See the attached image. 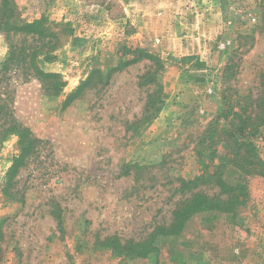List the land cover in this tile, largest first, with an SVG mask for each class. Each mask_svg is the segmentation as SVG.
I'll return each mask as SVG.
<instances>
[{
    "label": "rangeland",
    "instance_id": "374dc122",
    "mask_svg": "<svg viewBox=\"0 0 264 264\" xmlns=\"http://www.w3.org/2000/svg\"><path fill=\"white\" fill-rule=\"evenodd\" d=\"M14 1L12 39L58 46L36 56L56 85L8 81L36 139L0 140V264H264V123L239 140L252 152L203 135L263 113L264 0Z\"/></svg>",
    "mask_w": 264,
    "mask_h": 264
},
{
    "label": "trees",
    "instance_id": "16d2710c",
    "mask_svg": "<svg viewBox=\"0 0 264 264\" xmlns=\"http://www.w3.org/2000/svg\"><path fill=\"white\" fill-rule=\"evenodd\" d=\"M22 24V20L20 19L18 15V8L15 4L14 0H0V29H5L4 33L6 34V39L8 42L9 52L8 56L5 58V60L0 63V84L4 82V86L2 90L0 89V133L2 134L0 137V140H4L7 136L10 134H15L18 137V144L20 145V149L23 153V151L27 150V143L28 140L36 139L35 137L32 138V134L30 133V130L22 125L17 118L14 117V112L10 108V100L9 93H8V81L10 78H18L21 81H24L28 79V77L33 76L39 81H43V84L46 85V91L49 92L53 89V87L56 85V81L54 80V75H50L48 73L42 72L38 67L36 66V56L37 55H44L45 57L50 56V52L57 49V47H48L49 45L43 44L40 45L36 44L39 41H36L34 39H31L30 41H27V37H22V41H19V39L15 40L12 39V36L15 33L22 34L24 33V25ZM56 25H63L64 28H66V23H54ZM32 24L27 23V26H31ZM30 33L29 31L25 32L27 35ZM35 31L32 33V36L35 35ZM67 39H62L61 42L58 44L59 46L62 45L64 42H66ZM19 42L22 45H19ZM40 45V46H39ZM134 60H132L130 63H132ZM50 80L48 83L46 81ZM11 90V89H10ZM157 90L153 93V96L157 95ZM159 105L155 106L153 111L149 113L148 116L145 117V119H148L150 116H155L156 113L159 111L160 105L162 101L158 100ZM257 102L258 104H255V107H259L261 105V102H264V94L263 92L257 95ZM264 104V103H263ZM261 109V107H260ZM223 113V111L216 116L214 119H212L206 126L203 135L209 140H215L216 137H221L220 140H224V144L228 146V148H232L239 145L237 147V150H243L245 152H252L253 146L251 142H244L239 141L241 137L246 132L247 134H250L252 132H256L259 128V126L264 123V107H263V113L261 111H257V113L252 116L251 120L252 123L250 125H247L246 122L243 120L240 115H236L235 119L227 120V128H220V123L218 121L219 116ZM26 143V144H25ZM256 157V156H255ZM232 161V159H230ZM243 160L246 159H237V156H234V161L232 162H240L243 163ZM255 161V160H254ZM251 162V161H250ZM257 162V164L255 163ZM255 163L257 171H260L259 165L260 161L257 160ZM180 181V187L183 192L188 191L185 189L184 184L185 183H191L190 181H187L183 178L179 179ZM198 192L190 193L191 196H189L187 199H193L196 196ZM210 206H206L205 203L202 200H198L196 204H189L186 205H180L179 207H175L172 211V215H174V221H172L166 228H168L169 231H167L165 234H171L176 233L180 231V229L183 227L185 221L195 212L210 209ZM165 228V227H164ZM111 241L108 244H111V242H115V239H110Z\"/></svg>",
    "mask_w": 264,
    "mask_h": 264
},
{
    "label": "crops",
    "instance_id": "0c3cea01",
    "mask_svg": "<svg viewBox=\"0 0 264 264\" xmlns=\"http://www.w3.org/2000/svg\"><path fill=\"white\" fill-rule=\"evenodd\" d=\"M182 48H184V51H182V52H184V53H187V52L189 53V52H192V51L194 50V47H193V46H190V47H189L188 45H182L181 49H182ZM181 49H180V50H181Z\"/></svg>",
    "mask_w": 264,
    "mask_h": 264
}]
</instances>
